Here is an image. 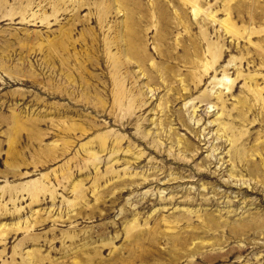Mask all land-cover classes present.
I'll list each match as a JSON object with an SVG mask.
<instances>
[{
    "label": "rangeland",
    "instance_id": "1",
    "mask_svg": "<svg viewBox=\"0 0 264 264\" xmlns=\"http://www.w3.org/2000/svg\"><path fill=\"white\" fill-rule=\"evenodd\" d=\"M0 264H264V0H0Z\"/></svg>",
    "mask_w": 264,
    "mask_h": 264
},
{
    "label": "bare ground",
    "instance_id": "2",
    "mask_svg": "<svg viewBox=\"0 0 264 264\" xmlns=\"http://www.w3.org/2000/svg\"><path fill=\"white\" fill-rule=\"evenodd\" d=\"M195 13V12H194ZM195 15V14H194Z\"/></svg>",
    "mask_w": 264,
    "mask_h": 264
}]
</instances>
